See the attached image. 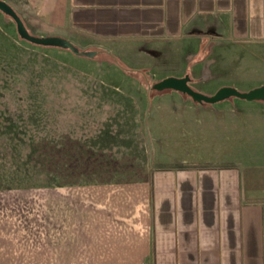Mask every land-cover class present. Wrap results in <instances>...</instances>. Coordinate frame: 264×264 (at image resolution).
<instances>
[{"label":"crops","instance_id":"0c3cea01","mask_svg":"<svg viewBox=\"0 0 264 264\" xmlns=\"http://www.w3.org/2000/svg\"><path fill=\"white\" fill-rule=\"evenodd\" d=\"M6 1L29 30L42 29L36 35L63 36L82 49L121 58L142 46L164 61L185 48V68L177 64L165 77L189 74L210 94L230 84L212 83L220 75L218 53H252L264 62V0ZM206 43L213 54L192 64ZM262 84L264 75L251 88ZM171 95L176 103L163 114L174 125L155 146L145 129L150 158L140 179L60 190L54 260L264 264V100H224L220 107L181 91Z\"/></svg>","mask_w":264,"mask_h":264},{"label":"rangeland","instance_id":"374dc122","mask_svg":"<svg viewBox=\"0 0 264 264\" xmlns=\"http://www.w3.org/2000/svg\"><path fill=\"white\" fill-rule=\"evenodd\" d=\"M10 1L19 7L20 0ZM30 29L34 34L42 30L31 25ZM140 49L121 58L105 52L89 57L68 48L35 44L21 38L15 21L0 10V146L44 145L50 168L43 179L57 187L47 198L46 243L22 242L13 230L11 242L0 245V264H62L53 254V241L61 237L60 190L85 182L140 179L148 168L145 129L155 146L163 128L174 125L163 112L176 103L171 94L178 92L156 90L153 85L177 64L185 68L188 62L183 60L185 48L164 61ZM225 52L218 53L220 75L212 83L252 89L264 75L260 56ZM212 54L210 43L203 44L192 64ZM194 82L190 85L198 90ZM224 100L256 102L238 96ZM224 100L214 104L221 107ZM159 114L166 116L164 120ZM19 178L1 158L0 187L14 189Z\"/></svg>","mask_w":264,"mask_h":264},{"label":"trees","instance_id":"16d2710c","mask_svg":"<svg viewBox=\"0 0 264 264\" xmlns=\"http://www.w3.org/2000/svg\"><path fill=\"white\" fill-rule=\"evenodd\" d=\"M44 147L40 144H26L16 148L0 146V159L3 158L4 163L22 178H19L20 184L14 186V189L0 187V245L11 242L13 230L18 231L22 242L46 243L48 240L47 198L57 187L47 185L43 179L50 168L42 149ZM96 159L99 163L98 157ZM26 229L30 233L24 234Z\"/></svg>","mask_w":264,"mask_h":264},{"label":"water","instance_id":"95a60500","mask_svg":"<svg viewBox=\"0 0 264 264\" xmlns=\"http://www.w3.org/2000/svg\"><path fill=\"white\" fill-rule=\"evenodd\" d=\"M0 10L9 15L15 21L20 37L25 40L44 46L68 48L76 54L89 57H93L97 53L96 50H83L79 45L63 36L33 34L18 11L6 0H0ZM190 81L191 76L189 74L184 76H167L155 82L153 87L156 90L174 89L181 91L188 94L199 103H216L232 96H238L249 101L264 100V84L248 91H241L234 86L225 85L220 87L215 93L208 95L192 87Z\"/></svg>","mask_w":264,"mask_h":264}]
</instances>
